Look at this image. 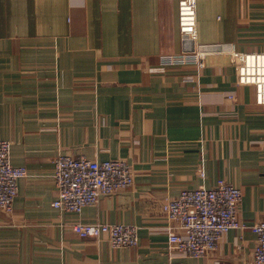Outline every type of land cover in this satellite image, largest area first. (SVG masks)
<instances>
[{
	"label": "crops",
	"instance_id": "0c3cea01",
	"mask_svg": "<svg viewBox=\"0 0 264 264\" xmlns=\"http://www.w3.org/2000/svg\"><path fill=\"white\" fill-rule=\"evenodd\" d=\"M178 3L0 0V137L28 170L12 211L0 208V264H256L251 228L200 258L170 249L161 207L228 181L243 192L239 220H264V106L238 83L233 57L264 52V0H196L194 42ZM194 49L203 65L169 60ZM61 154L131 164L134 186L81 217L135 224L138 245L70 228L77 214L52 205Z\"/></svg>",
	"mask_w": 264,
	"mask_h": 264
},
{
	"label": "built area",
	"instance_id": "2783aa9c",
	"mask_svg": "<svg viewBox=\"0 0 264 264\" xmlns=\"http://www.w3.org/2000/svg\"><path fill=\"white\" fill-rule=\"evenodd\" d=\"M179 29L183 39H197L196 0H179ZM205 53L194 49L183 51L169 59L176 62L204 64ZM240 85L253 86L257 105L264 106V52L233 53ZM12 142L0 138V208L12 211L19 191V180L28 174L23 166L11 160ZM204 175V172L201 171ZM53 176L58 197L52 205L64 212L75 213L78 220L70 228L82 238L106 235L116 247L139 244V227L128 223H89L83 221V209L98 203L103 196H112L134 186L133 167L121 158L98 161L84 155H59L54 162ZM242 189L231 182L221 181L213 188L201 186L183 190L177 197L162 204L164 231L169 248L190 257L200 258L218 249L220 240L230 230L251 228L257 234L255 262L264 264V220L247 225L238 218Z\"/></svg>",
	"mask_w": 264,
	"mask_h": 264
},
{
	"label": "water",
	"instance_id": "95a60500",
	"mask_svg": "<svg viewBox=\"0 0 264 264\" xmlns=\"http://www.w3.org/2000/svg\"><path fill=\"white\" fill-rule=\"evenodd\" d=\"M206 48H210V47H206ZM201 50H203V51H204L205 49H201Z\"/></svg>",
	"mask_w": 264,
	"mask_h": 264
},
{
	"label": "rangeland",
	"instance_id": "374dc122",
	"mask_svg": "<svg viewBox=\"0 0 264 264\" xmlns=\"http://www.w3.org/2000/svg\"><path fill=\"white\" fill-rule=\"evenodd\" d=\"M233 98V97H232ZM1 138V137H0ZM254 261H255V258H254ZM256 263V262H255ZM257 264V263H256Z\"/></svg>",
	"mask_w": 264,
	"mask_h": 264
}]
</instances>
